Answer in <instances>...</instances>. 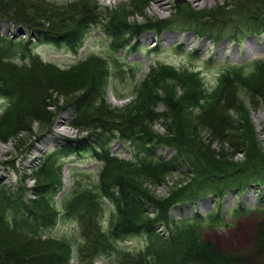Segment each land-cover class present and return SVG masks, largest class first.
<instances>
[{
    "label": "trees",
    "instance_id": "16d2710c",
    "mask_svg": "<svg viewBox=\"0 0 264 264\" xmlns=\"http://www.w3.org/2000/svg\"><path fill=\"white\" fill-rule=\"evenodd\" d=\"M133 2L132 12H141L148 0ZM242 2L247 8L254 6L250 20L264 14V0ZM118 17L95 0H0V97L7 102L0 115V141L14 139L19 148V134L26 133L27 149L42 137L56 147L32 174L36 181L31 189L23 183L15 187L0 182V264L67 263L68 243L48 233L56 218L50 194L62 185L55 161L84 152L102 163L98 194L115 207L117 218L109 237L117 247L130 235L144 237L142 247L125 251L119 264H242L243 256L223 251L204 238L202 229L225 225L223 208L229 202H235V214L239 209L248 212L241 198L253 191L258 204L255 199L251 203L257 204L260 218L257 240L259 246L264 243V152L250 109L237 96V90L243 89L250 107L264 111V59H255L248 67L226 68L219 86L208 96L199 94L198 77L193 89L179 98L167 87L162 88L163 94L150 92L148 88L161 80L181 77L169 67L152 68L131 103L114 108L102 95V58L94 56L62 68L35 52L41 41L76 51L92 25L101 26L116 50L130 45L128 35L141 30L193 28L189 21L180 20L177 27L169 20L136 25ZM252 29L257 35L255 31L262 32L264 24ZM191 30L205 34L199 27ZM158 103L164 107L159 112L154 111ZM191 107L197 110L188 113ZM66 110L69 125L89 133L86 138L57 141L53 123ZM159 120L163 133L152 128ZM114 142L137 147V152L132 151V159L125 162L111 154ZM237 153H242L241 160H234ZM171 173L183 174L188 183L163 197L144 184L159 186ZM29 193L34 197H27ZM211 196L217 200L216 210L203 214L198 204H206L207 199L215 206ZM97 213L90 202L78 216L88 250H96L99 244L92 239L99 230Z\"/></svg>",
    "mask_w": 264,
    "mask_h": 264
},
{
    "label": "rangeland",
    "instance_id": "374dc122",
    "mask_svg": "<svg viewBox=\"0 0 264 264\" xmlns=\"http://www.w3.org/2000/svg\"><path fill=\"white\" fill-rule=\"evenodd\" d=\"M51 1L62 3L74 0ZM95 1L102 8L116 11L121 21L130 24L141 25L147 22L159 24L169 20L177 27V22L182 20L189 21L188 24L193 26L186 30L171 27L160 31L141 30L140 34H127L130 45L122 50H116L111 46L109 38L103 33L100 25L89 26L76 51H69L62 45L46 44L45 41L35 46V52L43 60L62 68L90 57L102 58L105 68L101 79L102 95L105 103L111 107L122 108L133 100L137 96L141 82L152 68L169 67L181 77H179L180 80L172 78L161 80L154 87L148 88V91L163 94L162 88L167 87L169 92L175 93V96L179 98L180 94L193 89L194 77H198L201 79L200 87L197 86L200 90L199 94L208 96L219 86L226 68H233L237 65L248 67L255 59H264V30L255 31L257 35L251 33L257 23L264 24V14H258L250 20L249 12L253 11L254 6L251 4L247 8L243 6L242 0H180L179 2L148 0L141 12H132L136 3L133 0ZM196 27L204 30L205 34L200 33V30L199 32L191 30ZM179 43H182L181 48H178ZM131 46L136 48L133 49ZM237 92V96L250 109L249 115L257 132L256 137L264 152V111L261 108L250 107L243 89H238ZM6 104V100L0 97V115ZM163 109L164 107L159 103L154 107V111L157 112ZM196 110V107H191L187 109V112L191 113ZM69 118V110L60 111L55 117L53 131L58 142L66 138L76 140V137L86 138L89 134L72 128L68 123ZM152 128L158 133H163L160 120L156 121ZM19 137L21 138L19 148L15 147L14 139L6 142L0 141V182L15 187L23 183L26 188L31 189L36 181L32 174L37 171L45 158L44 155L56 147L53 141L42 137L27 149L28 145L25 144L28 141L27 134H19ZM122 144L123 142L112 143L111 154L125 162L130 161L132 151L137 152V147L125 148ZM24 151L26 154H23ZM242 158V153L234 156V160ZM55 162L60 165L59 174L62 185L56 192L50 194L56 218H54V224L48 229V233L68 243L69 255L66 264H119L125 251L135 252L140 249L144 242V237L141 235L126 237L119 242V247L109 237L108 231L117 217L114 204L98 194L102 163L93 159L89 152L64 159L58 158ZM53 167H57V164ZM20 177L21 180H19ZM188 181L189 179L183 174L171 173L166 175V180L159 186L155 187L148 182L144 184L156 196L163 197L173 189L183 187ZM249 193L241 198L248 212L239 209V212L235 214V202L233 204L229 202L223 208L226 209L224 216L226 224H215L212 227L202 226L203 236L215 242L223 251L243 256L242 264H264V243L259 246L256 235L257 223L260 220L256 210L258 199L257 196L252 197L253 191ZM26 196L34 197L32 193ZM214 196L210 198L215 202V206L211 205L207 199L208 206L204 202H199L198 207L201 209H198L203 210V214L207 215L210 211L215 212L217 200ZM251 199H255L257 204L251 203ZM90 202L98 208L96 220L99 230L92 237L99 241L96 250L86 249V241L80 235L78 216L87 209ZM160 228L157 227V230ZM90 243L93 244L92 241ZM103 247L107 250H103Z\"/></svg>",
    "mask_w": 264,
    "mask_h": 264
},
{
    "label": "water",
    "instance_id": "95a60500",
    "mask_svg": "<svg viewBox=\"0 0 264 264\" xmlns=\"http://www.w3.org/2000/svg\"><path fill=\"white\" fill-rule=\"evenodd\" d=\"M180 0H176V2H179ZM181 3V2H180Z\"/></svg>",
    "mask_w": 264,
    "mask_h": 264
}]
</instances>
